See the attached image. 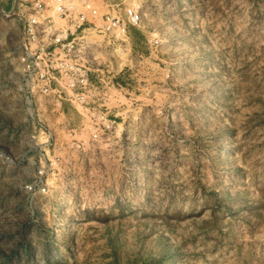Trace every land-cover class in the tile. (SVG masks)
I'll return each mask as SVG.
<instances>
[{
  "label": "rangeland",
  "instance_id": "obj_1",
  "mask_svg": "<svg viewBox=\"0 0 264 264\" xmlns=\"http://www.w3.org/2000/svg\"><path fill=\"white\" fill-rule=\"evenodd\" d=\"M11 1L0 264H264V0H133L74 96L27 91Z\"/></svg>",
  "mask_w": 264,
  "mask_h": 264
},
{
  "label": "built area",
  "instance_id": "obj_2",
  "mask_svg": "<svg viewBox=\"0 0 264 264\" xmlns=\"http://www.w3.org/2000/svg\"><path fill=\"white\" fill-rule=\"evenodd\" d=\"M4 13L20 31L19 63L27 91L47 96L82 95L89 53L118 46L140 20L133 0H12ZM94 36L101 37L99 40ZM66 80L65 88L55 84Z\"/></svg>",
  "mask_w": 264,
  "mask_h": 264
}]
</instances>
